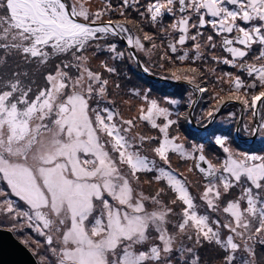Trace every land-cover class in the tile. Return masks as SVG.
<instances>
[{"label":"snow or ice","instance_id":"1","mask_svg":"<svg viewBox=\"0 0 264 264\" xmlns=\"http://www.w3.org/2000/svg\"><path fill=\"white\" fill-rule=\"evenodd\" d=\"M101 2L0 0V233L32 264H202L206 244L217 264H264V149L230 147L264 141V0ZM129 63L190 90L130 85ZM221 64L236 71L217 75ZM33 66L40 82L23 70ZM210 90L197 121L238 103L235 133L211 132L214 151L189 148L172 129ZM115 97L129 110L139 101L137 115L125 118ZM172 154L192 161L197 181Z\"/></svg>","mask_w":264,"mask_h":264},{"label":"rangeland","instance_id":"2","mask_svg":"<svg viewBox=\"0 0 264 264\" xmlns=\"http://www.w3.org/2000/svg\"><path fill=\"white\" fill-rule=\"evenodd\" d=\"M111 2L113 3V5L116 4V0H111ZM87 6L90 8L91 11H95L97 8H101V7H103V4H102L101 0H89V3H88ZM116 15H117V16H116ZM135 15H136V14L133 13V16H135ZM111 18L114 19V20H116V19H119L120 17H119L118 14H112V15H111ZM104 19L107 20L108 17H104ZM164 20H165V24H167V23H171V18H170V17L167 18V19H164ZM205 29H207L208 32H210V26L206 25V26H205ZM145 30H146V31H156L155 29H152L151 27H145ZM202 31H203V30H202ZM208 32H206L205 35H207ZM211 34L214 35V33H211ZM188 46H189V47L191 46V42L188 43ZM120 47H121V48L124 47V44H123L121 41H120ZM217 54H220V53L217 52ZM136 55L140 57V60H141V63H142V64H143L144 61L147 59V57H144L143 54L136 53ZM101 58H103V57H101ZM92 66H93L97 71H101V69L99 68V60H93V62H92ZM121 68L123 69L124 73H125L128 77H130V80H129V84H130V85H142V86H144L145 88H148V87H149V86L146 84V81H143V80L137 78V76H135V72H134V71H135V68H134V66H133V63H129L128 66H127L126 68H124V66L121 65ZM23 70L31 71V72L35 73V75L33 76V79H35L37 82H40V81H41V79H42V78H41V75H40V72L42 71L41 69L37 68L36 66H33V67L29 68V69H23ZM221 71H226V67H225L224 65H218V66H217V75H219ZM160 76H161L162 78L166 77V76H163V75H160ZM212 80L214 81V77H212ZM164 81H166V80H164ZM180 84H182V83H180ZM187 87H188V86H187ZM225 87H227V85H225ZM188 88H189V87H188ZM210 95H211V90L205 95V98H204L203 100H200V101H202V102L205 101V103H206L207 105H209L210 103H213L214 101H209V100H208V96H210ZM115 98L117 99V102H118L119 107H120V111H121L122 115H123L125 118H131L132 116L136 115V113H137V107H136V106L139 104V101L133 100V102H132V108H131V110H129L128 105L123 104V103L121 102V98H120V97H115ZM200 101H199V102H200ZM226 107H227V106H226ZM226 107H222L221 110L226 109ZM221 110H220V111H221ZM223 113H225V114H221V115L219 114V117H217V118L214 120V122H206V121H205V122H203L202 124H198V123H196V122L193 120V124H190L188 121H186L185 123H186L187 128L189 127V128H191V130H193V131H198L199 127H200V128H208V127H210V126H211L212 129H214V128H216V129H217V128H219V129H223L224 126H222V125L227 124V123L229 122V119H228V113H229V111L227 110L226 112H223ZM226 119H228V122H227ZM230 121H231V120H230ZM230 124H231V123H230ZM181 125H182L183 128L185 129V125H184V124H181ZM230 129H231V127H230ZM202 131H204V130H202ZM154 132H156V133L154 134V135H156V134H157V130H150V129H148L147 126L145 125V134L153 135ZM177 133H178V135H179V137H180V142L185 143V145H186L187 147L190 148V147L192 146V144H194V142H193L192 139H188L187 137L183 136V135H182L180 132H178V131H177V132H172V135H177ZM233 133H234V132H233ZM199 135H200V136H205V132H201ZM236 138H238V136H237ZM249 140H250V138H249ZM199 142H200L199 144H201V143L205 144V143H206V141H205L204 139H201ZM230 147L236 148V145H230ZM206 148H207V149H210V150H213V151L215 150V149L212 148L211 145H209V144L206 145ZM221 151H222V150H221ZM224 155H225V154H223V153L221 152V155H220L221 159L224 157ZM171 159H172V165H173V167H174V168H177L178 172H182V173H184L186 176H188V178H189L191 181H197L198 176H197V174H196L195 172H194V173H188V172L186 171L187 167H189V166L192 164V161H188L187 163L182 162V161H179L176 155H174L173 157H171ZM214 162H215V161H214ZM142 179H143V177H142ZM142 187H143V189L145 190V192H146V194H147V193H149V192L154 193L155 190H156V188L158 187V185H153L151 188H149L148 185H142ZM192 191H193V194H195L196 189H192ZM13 199H15V198H13ZM166 199H167V198H166ZM196 202L202 204V202H200V201H198V200H197ZM177 211H179V209H177ZM213 215H215V214H213ZM206 245H207V244H206ZM200 258H201V262H202V264H217V260H216V250H215L214 248H212V252H211V253H210V252H207L206 249H205L204 247H203L202 249H200Z\"/></svg>","mask_w":264,"mask_h":264},{"label":"trees","instance_id":"3","mask_svg":"<svg viewBox=\"0 0 264 264\" xmlns=\"http://www.w3.org/2000/svg\"><path fill=\"white\" fill-rule=\"evenodd\" d=\"M122 2V0H121ZM143 3H147L148 0H142ZM116 3H117V0H116ZM117 16V15H116ZM169 17H165L164 19H167ZM120 19V18H119ZM164 23H165V20H164ZM190 43V41L188 42ZM218 53H220V50L218 51ZM154 59H158L159 58V52L156 53V55L153 57ZM179 64V62H177ZM222 65V64H221ZM133 66L135 68V76H137V78L143 80V81H146V84L151 87L153 90H154V95H165V94H174L176 93L177 96L179 95H182V94H185L187 91L190 90V88H188L187 86L183 85V84H178V83H173V82H170V81H164V80H157V79H151V78H148L146 76H144L140 69L136 66L135 63H133ZM213 64L210 63L209 64V67H212ZM226 67V65H224ZM152 73H154L155 75H163V76H170V73L168 72H165L163 71L162 69H160L159 67H155L153 68L152 70ZM212 79V77L210 78ZM181 90V91H180ZM213 103H210L209 105H207L205 103V101H200L198 102L197 104V107H196V110L195 112L193 113V120L198 123V124H202L203 122L206 121V119H203V120H200V121H197L196 117H198L200 114H201V109H207L208 107H210ZM229 107V105H227ZM224 109V110H221L219 112V114H224L223 112H226L227 111V108ZM181 112H185L186 109L181 106L180 109H179ZM170 111H174L173 108H170ZM137 115V113H136ZM172 118H175V116H173ZM186 120L184 119H181L179 124L177 126H175L173 129H172V132H180L183 136L187 137L188 139H192L193 142L196 144V142L198 141V135H199V132L198 131H193L191 130V128H187L186 126ZM181 124H184L185 125V129L183 128V126ZM229 127H231V124H229L227 127L224 126L223 129H220V131L222 132H227ZM216 130V128H214V131ZM213 132L212 130L208 131V132H205V135L206 137L208 138L209 137V134ZM156 132L153 133V135L155 134ZM221 152V151H220ZM174 155L176 154H172L171 157H173ZM221 155V153H220ZM221 158V157H220ZM204 248L206 249L207 252H212V247L211 246H208V245H205Z\"/></svg>","mask_w":264,"mask_h":264},{"label":"water","instance_id":"4","mask_svg":"<svg viewBox=\"0 0 264 264\" xmlns=\"http://www.w3.org/2000/svg\"><path fill=\"white\" fill-rule=\"evenodd\" d=\"M121 42L123 44L125 43L124 41H121ZM131 51L135 52L134 49ZM140 71L146 77L165 80L162 77L154 76L150 72L144 73L141 69H140ZM168 81H171L174 83H182V84H184L190 88V86L187 85L183 81H180V82H177L174 80H168ZM194 99H195V97H194ZM238 121H239V111H238L236 123L234 126V131L236 129ZM188 122L190 124H193L192 119ZM199 129H202V128L199 127ZM238 139L240 140V138H238ZM0 235H3V245H2V247H0V264H32V258L30 257V255L25 250H23L22 246L18 245L17 241H15L13 238L10 237V235L7 233V231L0 233Z\"/></svg>","mask_w":264,"mask_h":264},{"label":"flooded vegetation","instance_id":"5","mask_svg":"<svg viewBox=\"0 0 264 264\" xmlns=\"http://www.w3.org/2000/svg\"><path fill=\"white\" fill-rule=\"evenodd\" d=\"M242 23V22H241ZM215 35V34H214ZM222 49L220 50V54L222 53ZM224 55H228L227 53H223ZM226 71H229V72H235L236 70L235 69H233V68H231V67H229V66H227L226 65ZM151 74H153L154 76H158V75H155L154 73H152V72H150ZM159 77H161V76H159ZM149 78V77H148ZM152 79H156V78H152ZM157 80H162V79H157ZM166 81H168V80H166ZM171 82V81H170ZM174 83V82H173ZM178 84H180V83H178ZM184 85V84H183ZM186 86V85H185ZM227 105H229V107L227 108V110L229 111V112H235L236 113V119H237V115H238V111H237V109L238 108H240V107H242L241 105H239L238 103H233V102H229V103H227ZM225 114V113H224ZM245 115V119H247L248 117H247V114H244ZM240 116H241V113L239 112V119H240ZM217 117H219V113L218 114H216V116H215V119L217 118ZM214 119V120H215ZM227 120V122H228V119H226ZM192 121H193V117H192ZM206 122H208V120L206 119ZM210 122V121H209ZM231 123V129H232V131L235 133V131H234V126H235V123H236V120L235 121H230L229 120V122L227 123V124H224V125H222V126H228L229 124ZM205 129L206 128H202V129H199L198 130V132H199V134L201 133V132H208V131H210V130H212V131H214V129H212L211 128V126L210 127H208L207 129H208V131H205ZM229 129H230V127H229ZM228 129V130H229ZM202 130H204V131H202ZM233 133V134H234ZM198 141L196 142V144H199L200 142V140L201 139H204L205 141H206V143H205V146L206 145H208V143H207V137H206V135L205 136H200V135H198ZM238 138H240V140L238 139ZM238 138H236V144L238 143V145H236V146H239V147H241V148H239L238 150H242V151H245V152H249L248 150H250V151H259V150H261V149H264V141H261V140H259V138H257V139H250L249 140V138L248 137H246V136H238ZM237 148V147H236ZM221 151V150H220ZM222 152V151H221ZM220 152V153H221Z\"/></svg>","mask_w":264,"mask_h":264},{"label":"bare ground","instance_id":"6","mask_svg":"<svg viewBox=\"0 0 264 264\" xmlns=\"http://www.w3.org/2000/svg\"><path fill=\"white\" fill-rule=\"evenodd\" d=\"M152 79V78H151ZM168 82V81H167ZM181 91V90H180ZM174 94H176V93H174ZM235 145H238V143L236 144V142H235ZM236 147H239V146H236ZM239 148H241V147H239ZM238 148V149H239ZM243 150V149H242ZM248 151H250V150H248ZM253 151V150H252ZM256 151V150H255Z\"/></svg>","mask_w":264,"mask_h":264}]
</instances>
